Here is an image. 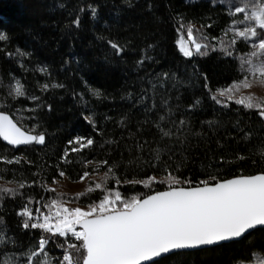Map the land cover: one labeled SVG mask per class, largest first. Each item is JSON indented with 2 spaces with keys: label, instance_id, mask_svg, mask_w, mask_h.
Listing matches in <instances>:
<instances>
[{
  "label": "trees",
  "instance_id": "16d2710c",
  "mask_svg": "<svg viewBox=\"0 0 264 264\" xmlns=\"http://www.w3.org/2000/svg\"><path fill=\"white\" fill-rule=\"evenodd\" d=\"M233 18L229 7L213 0H0V34L6 36L0 40V110L45 136L43 144L15 147L0 138V189L14 190L0 192V228L7 238L0 264L8 258L27 264L41 236L49 240L52 264H59L69 243H82L71 234L25 229L26 217L18 215L25 205L48 210L44 205L53 199L88 207L105 194L101 188L77 200L86 190L50 191L62 178L79 182L87 171V187H94L111 169L107 189L144 198L168 183L131 181H160L171 173L182 181L178 186L189 187L264 173V118L218 95L243 78L241 56L251 49L250 41L228 30ZM189 27L197 43L209 46L190 57L178 46ZM17 82L23 96L15 94ZM241 95L253 94L242 89L235 98ZM77 137L93 144L73 152L79 145L69 142ZM253 253L264 255V228L157 264H245L256 259Z\"/></svg>",
  "mask_w": 264,
  "mask_h": 264
},
{
  "label": "snow or ice",
  "instance_id": "6c2138e0",
  "mask_svg": "<svg viewBox=\"0 0 264 264\" xmlns=\"http://www.w3.org/2000/svg\"><path fill=\"white\" fill-rule=\"evenodd\" d=\"M91 11L95 15L96 10L91 8ZM230 11L232 15L242 14L239 23L245 25L242 29H235V36L243 41L258 40V43L253 44V48L257 50L252 51L249 57L241 58L239 70L244 73L243 78L221 89L218 95L226 96L230 101L235 99V103L249 110L256 109L264 118V99L254 94L235 98L242 89H250L253 86L252 80L264 84V0H244L242 4H233ZM73 23L78 27L80 18L77 17ZM187 35L196 53H201L202 49L209 47L195 41L191 27L188 28ZM4 39L6 36L0 34V40ZM178 43L184 56L193 55L192 50L185 45L183 37ZM231 43L235 45L237 41L233 39ZM112 47L120 51L118 45L112 44ZM227 54L232 55L231 52ZM14 91L18 97L24 95L23 86L19 82ZM212 98L216 100L215 96ZM160 119L163 120L164 117L161 116ZM180 123L183 124L184 121ZM163 135L169 136L171 133L163 132ZM0 137L11 145L45 142L44 134L33 135L22 131L10 116L3 112H0ZM69 143L79 145L78 148L71 149L76 152L92 145L93 140L89 138L85 141V138L77 137ZM5 162L20 163L19 160ZM110 172L111 169L105 173L104 184L95 183L94 187L89 186L85 193L76 195L75 199L78 200L86 193L104 188L103 198L90 205L87 210L80 207L69 208L65 206V201L53 199L50 204L44 205L48 209L47 214L37 208L34 215L27 205L18 213L26 217L23 223L25 229H41L44 233L60 237H68L71 234L82 242L79 246L69 243L59 264H157L155 258L162 255L179 250L211 247L240 238L258 226L264 227V173L239 175L232 179L217 180L215 183L205 180L194 187L178 186L182 181L169 173L160 181L155 177H148L144 181H131L143 183L145 187H150L156 182H167L168 190L145 198H124L120 191L105 187ZM64 175L63 171L59 173L61 177ZM89 175L90 173L85 171L79 177L80 181ZM212 179L215 180V177ZM183 183L191 185V181ZM25 186L23 183L19 185L20 188ZM13 191L0 189V192L5 193ZM3 232L0 228V244L7 243ZM48 243V238L41 236L37 249L30 251L27 256V264H52L46 251ZM258 255L260 254L253 253V256ZM2 264H12V258L3 260ZM261 264H264V260Z\"/></svg>",
  "mask_w": 264,
  "mask_h": 264
},
{
  "label": "rangeland",
  "instance_id": "374dc122",
  "mask_svg": "<svg viewBox=\"0 0 264 264\" xmlns=\"http://www.w3.org/2000/svg\"><path fill=\"white\" fill-rule=\"evenodd\" d=\"M213 1L221 2V3L225 4L227 7H229V9H231L233 4H236V3L242 4L244 2V0H213ZM233 17H234L233 21H232L228 30L235 35V29L236 28L242 29L245 25L239 23V21L242 19V14L233 15ZM262 34H264V33H262ZM182 37H183L185 45L188 48H190L193 52L195 49H194V46L192 45V43L189 41L187 33L181 32L180 37H179V41L181 40ZM250 42H251L250 51L243 54L241 56V58L242 57H249L252 51L257 50L255 48H253V44L258 43V40H254V41H250ZM178 46H179V43H178ZM179 48H180V46H179ZM251 82H252L253 86L250 89H247L248 92H250L252 94H259V95L264 96V84H261L258 80H252ZM87 184L88 183L85 180L82 182L81 181L73 182V181L68 180L67 178H62V179L58 180L54 185H52L51 188L56 189L57 191L64 193V194L73 195V194H76V193H79L81 191L86 190L88 188ZM65 202H66L65 206L69 207V208L80 207L83 210H87L89 207V206L88 207H82L78 204L70 203L69 201H65ZM40 211L45 213V214L48 213V210H40ZM77 230L78 231L80 230L79 226H77ZM262 260H264V255H259L256 257V259L253 262L245 263V264H261Z\"/></svg>",
  "mask_w": 264,
  "mask_h": 264
},
{
  "label": "water",
  "instance_id": "95a60500",
  "mask_svg": "<svg viewBox=\"0 0 264 264\" xmlns=\"http://www.w3.org/2000/svg\"><path fill=\"white\" fill-rule=\"evenodd\" d=\"M0 112H3L4 114L9 115L10 118L13 120V122H15V123L17 124V126L21 128L22 131H25V132H27V133H29V134H33V133H31L30 131H28L27 129H25L23 126H21V125H20V124L14 119V117H13L10 113H8V112H6V111H3V110H0ZM33 135H34V134H33ZM0 138L2 139V141H3L4 143L8 144L9 146H11V147H15V146H16V145H11V144H9L7 141H4L2 137H0ZM257 174H261V173H257ZM254 175H256V174H254ZM233 178H234V177H233ZM230 179H232V178H230ZM225 180H227V179H225ZM221 181H222V180H221ZM193 187H194V186H193ZM166 190H168V189H166ZM166 190H162V191H166ZM158 192H160V191H158ZM155 193H156V192H155ZM155 193H152V194H155ZM152 194H150V195H152ZM144 198H145V197H144ZM258 228H264V227H259V226H258L256 229H258ZM256 229L249 230V232L245 233L242 237L237 238V239H233V240H231V241H238V240H241V239H243L244 237H246L247 235H249L250 233H252V232H253L254 230H256ZM231 241L221 242L220 244H218V245H214V246H211V247L220 246V245H223V244L228 243V242H231ZM211 247H203V248H199V249H186V250H179V251H177V252H181V251H194V250L206 249V248H211ZM174 253H176V252H174ZM174 253L165 254V255H162V257H160V258H155V259H156V261H157V260H159V259H161V258H163V257H165V256H168V255H171V254H174ZM150 263H151V262H145V264H150Z\"/></svg>",
  "mask_w": 264,
  "mask_h": 264
},
{
  "label": "built area",
  "instance_id": "2783aa9c",
  "mask_svg": "<svg viewBox=\"0 0 264 264\" xmlns=\"http://www.w3.org/2000/svg\"><path fill=\"white\" fill-rule=\"evenodd\" d=\"M33 213H34V215L36 214V212H35V211H34Z\"/></svg>",
  "mask_w": 264,
  "mask_h": 264
}]
</instances>
